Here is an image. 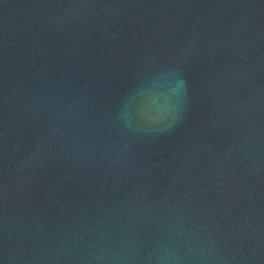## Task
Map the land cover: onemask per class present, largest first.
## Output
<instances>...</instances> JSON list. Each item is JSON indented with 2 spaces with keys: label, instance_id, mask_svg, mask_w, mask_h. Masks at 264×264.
<instances>
[{
  "label": "water",
  "instance_id": "1",
  "mask_svg": "<svg viewBox=\"0 0 264 264\" xmlns=\"http://www.w3.org/2000/svg\"><path fill=\"white\" fill-rule=\"evenodd\" d=\"M0 264H264V0H0Z\"/></svg>",
  "mask_w": 264,
  "mask_h": 264
},
{
  "label": "clouds",
  "instance_id": "2",
  "mask_svg": "<svg viewBox=\"0 0 264 264\" xmlns=\"http://www.w3.org/2000/svg\"><path fill=\"white\" fill-rule=\"evenodd\" d=\"M169 114V112H167V113H165V114H162V115H159V116H157L156 118L158 119V120H163V119H165L166 118V116Z\"/></svg>",
  "mask_w": 264,
  "mask_h": 264
}]
</instances>
